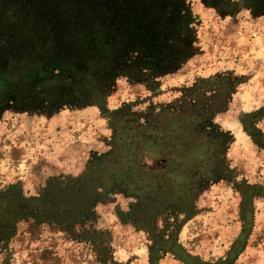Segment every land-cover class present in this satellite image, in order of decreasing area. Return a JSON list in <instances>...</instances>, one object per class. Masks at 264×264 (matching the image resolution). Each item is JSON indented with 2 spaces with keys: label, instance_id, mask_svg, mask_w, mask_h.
I'll use <instances>...</instances> for the list:
<instances>
[{
  "label": "trees",
  "instance_id": "1",
  "mask_svg": "<svg viewBox=\"0 0 264 264\" xmlns=\"http://www.w3.org/2000/svg\"><path fill=\"white\" fill-rule=\"evenodd\" d=\"M175 1L22 0L14 6L24 4L44 14L28 27L46 40H0V92L12 87L18 102L40 95L47 107L62 102L98 107L109 119L112 139L110 152L65 184L51 181L33 197L25 196L19 185L0 189V251L24 222L33 230L48 227L84 238L96 218L95 206L117 191L132 199L127 211L117 213L120 222L149 234V264H160L167 254L183 264H234L244 252L254 224V201L264 200L259 184L235 187L241 231L225 259L204 261L188 253L175 233L166 237L153 231L155 221L170 211L194 217L198 198L211 184L233 180L225 160L227 135L211 124L230 93L224 81L203 82L174 105L150 110L143 123L125 109L111 112L106 106L118 73L136 74L150 64L157 70L163 63L162 45L182 47L179 15L170 14ZM208 92L213 95L207 97ZM262 120L264 107L246 115L242 124L264 150V133L257 127Z\"/></svg>",
  "mask_w": 264,
  "mask_h": 264
},
{
  "label": "rangeland",
  "instance_id": "2",
  "mask_svg": "<svg viewBox=\"0 0 264 264\" xmlns=\"http://www.w3.org/2000/svg\"><path fill=\"white\" fill-rule=\"evenodd\" d=\"M20 1L0 0V40H46L28 27L44 14L24 4L14 8ZM171 13L180 18L182 47L162 45L157 70L150 64L136 74L118 73L106 106L111 112L125 109L143 123L150 110L174 105L203 82L219 77L228 86L225 106L211 124L227 135L225 160L233 180L211 184L198 198L194 217L170 211L153 226L156 234L175 233L191 255L216 262L227 257L241 231L235 187L264 186V150L242 124L264 107V0H176ZM11 88L0 92V189L19 185L25 196H37L51 181L65 184L110 152L112 130L98 107L67 102L47 107L40 95L18 102ZM257 127L264 133V120ZM131 202L117 191L106 195L82 239L21 223L0 251V264H149V234L121 223L117 215ZM254 208L252 234L234 264H264V200L256 199ZM160 264L183 263L167 254Z\"/></svg>",
  "mask_w": 264,
  "mask_h": 264
}]
</instances>
